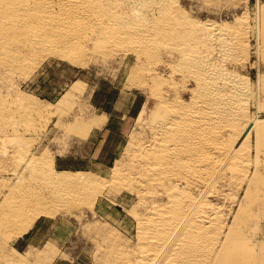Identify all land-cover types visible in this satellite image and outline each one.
Listing matches in <instances>:
<instances>
[{
	"label": "bare ground",
	"instance_id": "obj_1",
	"mask_svg": "<svg viewBox=\"0 0 264 264\" xmlns=\"http://www.w3.org/2000/svg\"><path fill=\"white\" fill-rule=\"evenodd\" d=\"M251 1L0 0V264H47L51 242L20 250L32 221L117 198L133 226L93 231L102 264H264V2ZM117 56L146 96L125 158L109 179L55 169L33 152L38 117L78 134L101 119L75 83L42 105L18 80L50 57Z\"/></svg>",
	"mask_w": 264,
	"mask_h": 264
},
{
	"label": "rangeland",
	"instance_id": "obj_2",
	"mask_svg": "<svg viewBox=\"0 0 264 264\" xmlns=\"http://www.w3.org/2000/svg\"><path fill=\"white\" fill-rule=\"evenodd\" d=\"M123 62L117 56L97 59L89 67H82L70 64L65 59L50 57L33 71L25 84L18 80L19 87L35 96L42 105L56 104L75 83L82 91V99L91 115L101 119L98 126L85 134H78L55 128L53 123L56 116L43 114L38 117L35 135L32 134L35 137L33 152L52 160L57 170L90 172L109 179L112 168L125 158L129 136L138 131L136 121L146 97L141 89L125 83L127 71L123 68ZM260 115L264 118V111ZM30 141L33 143L31 138ZM119 199L104 202L100 211L97 206L98 212L92 216L86 204L80 212L77 210L76 215L58 210L54 214L40 216L22 234L21 242L19 240L21 252L29 254L43 248L46 242H51L55 256L47 264H95L102 252L97 249L104 248L98 243L102 241L101 238L93 236L97 228L107 223L113 231L122 234L133 226L128 209L122 207ZM260 229L264 238V224Z\"/></svg>",
	"mask_w": 264,
	"mask_h": 264
}]
</instances>
